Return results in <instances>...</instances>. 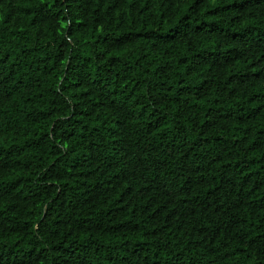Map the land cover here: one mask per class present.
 <instances>
[{
  "label": "trees",
  "instance_id": "trees-1",
  "mask_svg": "<svg viewBox=\"0 0 264 264\" xmlns=\"http://www.w3.org/2000/svg\"><path fill=\"white\" fill-rule=\"evenodd\" d=\"M0 264H264V0H0Z\"/></svg>",
  "mask_w": 264,
  "mask_h": 264
}]
</instances>
